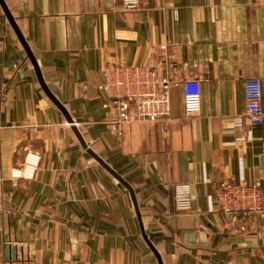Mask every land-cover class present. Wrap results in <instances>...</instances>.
Instances as JSON below:
<instances>
[{
    "label": "crops",
    "instance_id": "0c3cea01",
    "mask_svg": "<svg viewBox=\"0 0 264 264\" xmlns=\"http://www.w3.org/2000/svg\"><path fill=\"white\" fill-rule=\"evenodd\" d=\"M3 1L20 34L0 3V264H264V222L215 199L227 178L264 192V122L235 127L247 77L261 79L264 113V0H142L131 11L122 0ZM107 64H149L178 82L171 116L121 121L105 108ZM188 78L201 80L194 117ZM28 150L41 166L15 187ZM177 183L190 184V212L175 209Z\"/></svg>",
    "mask_w": 264,
    "mask_h": 264
},
{
    "label": "built area",
    "instance_id": "2783aa9c",
    "mask_svg": "<svg viewBox=\"0 0 264 264\" xmlns=\"http://www.w3.org/2000/svg\"><path fill=\"white\" fill-rule=\"evenodd\" d=\"M142 0H122L124 10L140 7ZM179 84L175 80L163 78L155 66L138 64H107L104 80L100 87L106 100L105 108L117 111L121 121H156L172 114V88ZM183 88L184 111L187 117L197 116L202 110L201 80L188 78L181 82ZM245 112L235 117V127L242 129L245 120L250 126L264 122L261 111V79L250 76L245 79ZM245 140L246 136H241ZM39 152L28 150L24 161L11 170L10 180L17 187L23 180L35 179L41 166ZM219 208L229 214H243L258 217L264 222V192L260 180L235 181L227 178L221 181L215 193ZM2 178H0V208L3 207ZM175 209L177 212H190L193 208L191 187L188 183L174 186Z\"/></svg>",
    "mask_w": 264,
    "mask_h": 264
},
{
    "label": "water",
    "instance_id": "95a60500",
    "mask_svg": "<svg viewBox=\"0 0 264 264\" xmlns=\"http://www.w3.org/2000/svg\"><path fill=\"white\" fill-rule=\"evenodd\" d=\"M0 3H1V5H2V7H3V9L5 10V12H6V14H7V16H8V18H9V20H10V22L12 23V25L14 26V28L16 29V31L20 34V32H19V30H18V28H17V26L15 25V21H14V19H13V16L10 14V12H9V9L7 8V6H6V4H5V2L3 1V0H0ZM21 36V35H20ZM24 42V41H23ZM24 45H25V47H26V49H27V51H28V53L30 54V56L32 57V59L34 60V58H33V56H32V54H31V52H30V50H29V48H28V46L24 43ZM35 62V61H34ZM35 66H36V70H37V72H38V74H39V76H40V71H39V69H38V67H37V65L35 64ZM40 78H41V76H40ZM41 81H42V79H41ZM45 86V85H44ZM45 89L46 90H48L47 89V87L45 86ZM51 96V95H50ZM51 98L56 102V104L62 109V111L64 112V114H65V116L67 117V119H68V121H69V123H71L72 125H73V127H74V130L76 131L77 130V128L75 127V122L72 120V118L70 117V115L68 114V112L66 111V109L61 105V104H59V102L57 101V100H55L54 98H53V96H51ZM76 133H77V136H78V138H79V140L81 141V143H82V145L84 146V148H86V150L109 172V173H111L115 178H117L122 184H124L129 190H130V192H131V194H132V197H133V200H134V202H135V206H136V208H137V210H138V206H137V201H136V197H135V193H134V191H133V189H132V187H131V185L126 181V180H124L115 170H113L98 154H96L88 145H87V143L85 142V140L83 139V137L81 136V134L79 133V131H76ZM149 241V240H148ZM149 244H150V246L152 247V245H151V243H150V241H149ZM152 249L154 250V252L157 254V252L155 251V249L152 247Z\"/></svg>",
    "mask_w": 264,
    "mask_h": 264
}]
</instances>
